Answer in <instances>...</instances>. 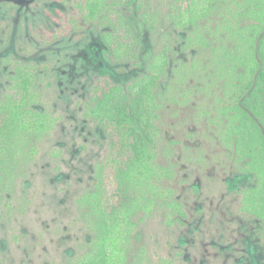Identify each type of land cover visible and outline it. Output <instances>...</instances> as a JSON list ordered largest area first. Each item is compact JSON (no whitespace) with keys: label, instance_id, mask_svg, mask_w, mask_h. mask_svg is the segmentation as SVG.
Instances as JSON below:
<instances>
[{"label":"rangeland","instance_id":"1","mask_svg":"<svg viewBox=\"0 0 264 264\" xmlns=\"http://www.w3.org/2000/svg\"><path fill=\"white\" fill-rule=\"evenodd\" d=\"M72 1L0 0V100L9 91L16 65L36 67L44 100L60 118L13 193L4 195L0 264H72L85 252L91 235L75 200L93 190L94 164L101 158L105 135L79 117L75 102L88 96L97 76L120 85L133 82L166 42L174 50L165 79L159 81L162 94L172 80L182 82L178 101H164L156 122V163L170 171L158 186L169 198L158 200L150 214L133 217L126 264H264V219L240 209L247 188L258 187L257 197L264 198V156L258 158L255 150L258 159L254 166L246 164V172L236 160L220 117L229 105L212 70L211 50H185L186 30L175 29L163 15L154 32L140 29V13L122 6L139 60L117 65L96 24L51 40L56 10L72 11ZM158 2L150 0L154 6ZM52 151L58 157H50ZM252 169L259 170L257 178ZM105 183L113 187L110 175ZM168 200L180 204L181 216L166 205Z\"/></svg>","mask_w":264,"mask_h":264},{"label":"trees","instance_id":"2","mask_svg":"<svg viewBox=\"0 0 264 264\" xmlns=\"http://www.w3.org/2000/svg\"><path fill=\"white\" fill-rule=\"evenodd\" d=\"M122 6L140 13V29L154 32L163 15L175 29L186 30L185 50H211L213 73L223 83L230 106L224 107L220 117L226 121L236 160L244 163L246 172L247 163L252 165L264 156V137L255 121L264 131V0H159L156 6L150 0H73L72 11L56 10L51 40L82 33L96 24L112 61L136 64L137 41L119 9ZM173 50L171 43H164L160 54L147 59L145 71L125 85L105 75L95 77L88 96L75 102L79 117L99 126L105 138L101 158L94 164L93 190L75 200L91 240L72 264H126L133 217L139 212L150 214L158 200L169 198L158 182L169 177L170 171L156 163L155 147L159 111L164 101L177 102L180 94L177 86L182 82L172 80L165 94L159 87ZM35 69L16 65L9 91L0 100V219L6 206L4 195L13 193L16 180L25 176L39 155V145L60 120L44 100ZM49 156L58 154L52 151ZM252 171L257 178L259 170ZM107 175L113 181L111 189L105 183ZM257 188L241 193L240 209L264 219V198L257 197ZM166 205L182 215L175 200Z\"/></svg>","mask_w":264,"mask_h":264}]
</instances>
